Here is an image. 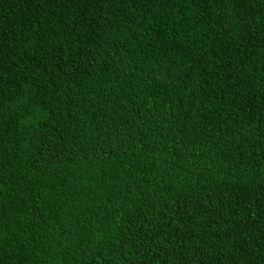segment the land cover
<instances>
[{"label":"trees","instance_id":"16d2710c","mask_svg":"<svg viewBox=\"0 0 264 264\" xmlns=\"http://www.w3.org/2000/svg\"><path fill=\"white\" fill-rule=\"evenodd\" d=\"M0 264H264V0H0Z\"/></svg>","mask_w":264,"mask_h":264}]
</instances>
